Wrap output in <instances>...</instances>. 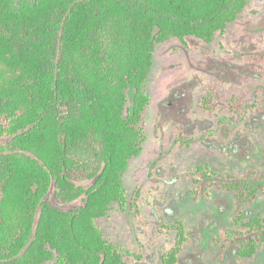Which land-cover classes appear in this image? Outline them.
Masks as SVG:
<instances>
[{
    "label": "trees",
    "instance_id": "obj_1",
    "mask_svg": "<svg viewBox=\"0 0 264 264\" xmlns=\"http://www.w3.org/2000/svg\"><path fill=\"white\" fill-rule=\"evenodd\" d=\"M252 2L0 0V264L142 259L107 237L100 222L115 209L139 207L140 187L129 189L125 175L147 140V81L158 46L190 37L211 45ZM247 59L264 62L262 55ZM218 86L198 99L201 111L238 112L242 122L257 107L254 95L245 104L242 94L220 102ZM175 130L182 144L198 140L183 125ZM185 178L195 201L213 187L233 195V225L212 245L255 256L264 215L246 219L244 207L264 195V172L237 175L198 163ZM158 230L175 231L161 264H179L189 241L184 221Z\"/></svg>",
    "mask_w": 264,
    "mask_h": 264
},
{
    "label": "rangeland",
    "instance_id": "obj_2",
    "mask_svg": "<svg viewBox=\"0 0 264 264\" xmlns=\"http://www.w3.org/2000/svg\"><path fill=\"white\" fill-rule=\"evenodd\" d=\"M253 55L264 57V0H253L226 36L211 45L190 37L185 44L175 39L158 46L147 81L152 98L146 112L147 140L125 175L129 189L140 187L139 207L115 209L100 222L107 237L132 254H143L131 264H161L162 253L174 245L175 231L160 232L158 226L178 219L184 221L189 239L179 264H264V245L250 258L240 257L233 244L212 245L233 225V195L213 187L209 197L195 201L185 178L198 163L237 175L246 168L264 172V92L256 96L250 89L264 87V62L247 59ZM216 83L220 102L242 94L245 104L254 95L257 107L242 122H237L238 112L201 111L198 99ZM178 125L196 143H180ZM254 215H264V195L245 205V218Z\"/></svg>",
    "mask_w": 264,
    "mask_h": 264
}]
</instances>
